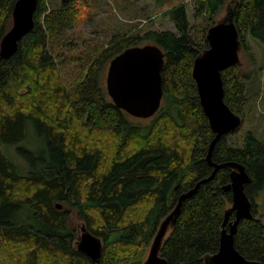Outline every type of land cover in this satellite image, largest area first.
<instances>
[{
  "label": "trees",
  "instance_id": "1",
  "mask_svg": "<svg viewBox=\"0 0 264 264\" xmlns=\"http://www.w3.org/2000/svg\"><path fill=\"white\" fill-rule=\"evenodd\" d=\"M16 0H0V40ZM164 7L169 0H154ZM230 0H193L197 30L186 2L163 14L176 31L139 27L114 34L106 44L87 41L81 27L91 0H62L49 8L37 0L34 27L16 51L0 58V145L16 146L25 167L0 149V264H94L76 249L77 224L102 240L99 264H140L159 221L178 195L212 173L206 161L214 133L193 77L195 57L208 47L207 29ZM236 24L264 42V0H240ZM150 41L161 48L163 96L149 119L118 108L104 86L109 61L125 48ZM225 101L244 120L247 81L237 65L223 71ZM31 130L42 141L26 148ZM232 134V133H231ZM230 135V134H228ZM222 137L217 162L245 165V185L256 218L242 219L235 244L264 263V140L252 131L239 144ZM23 145V146H21ZM31 148V149H29ZM230 169L183 202L165 237L164 264H205L219 249L226 210L232 205ZM61 204L60 208L56 204ZM234 219V213L228 223Z\"/></svg>",
  "mask_w": 264,
  "mask_h": 264
},
{
  "label": "water",
  "instance_id": "2",
  "mask_svg": "<svg viewBox=\"0 0 264 264\" xmlns=\"http://www.w3.org/2000/svg\"><path fill=\"white\" fill-rule=\"evenodd\" d=\"M240 0H230L224 14L206 32L208 47L194 59L192 74L197 84L198 96L214 137L206 155L207 163L213 167L212 173L199 179L187 191L181 192L173 208L161 218L151 238L146 255L140 264H164L161 255L162 243L174 226L181 212L183 202L200 187L210 181L221 168H229L230 182L223 186L231 190L232 205L226 210L219 249L205 254V264H264L249 259L236 247L235 234L242 219L256 218L253 203L247 195L245 185L251 181L246 167L241 162H217L213 151L217 142L224 136L237 132L243 124L242 116L225 101L223 71L230 66H243L240 52L243 42L236 24ZM37 0H16L11 13V24L0 40V58L10 57L17 49L19 41L34 27L33 13ZM164 53L154 43H145L125 48L108 63L105 73V88L113 103L129 115L149 118L160 107L163 96L161 70ZM57 207L61 204L57 203ZM234 213V219L228 223ZM79 235L76 249L87 256L94 264H99L102 240L78 223Z\"/></svg>",
  "mask_w": 264,
  "mask_h": 264
},
{
  "label": "rangeland",
  "instance_id": "3",
  "mask_svg": "<svg viewBox=\"0 0 264 264\" xmlns=\"http://www.w3.org/2000/svg\"><path fill=\"white\" fill-rule=\"evenodd\" d=\"M180 1L186 2L194 31H196L199 20L194 16L193 0H169L164 3V7L158 6L154 0H91L89 5L91 6L92 17L82 25L81 32L82 35H85L86 42L98 41L102 45L106 44L114 34L136 27H139L138 29H141V32L147 30H171L175 32L174 24L163 12L169 6ZM45 2L49 8H57L61 5L62 0H45ZM224 12L225 10L215 20L217 21ZM244 37L250 50L245 51L242 48L240 56L244 64L241 67L245 71L251 72L252 77L247 81L243 124L237 132L227 137V140L233 144H239L241 137L249 131L264 140V42L247 33H244ZM143 41L142 44L151 43L150 41ZM25 143L26 148H39L42 146L41 139L34 135L32 130ZM0 149L14 163L19 164V168L23 169L25 167L16 151V146L1 144ZM262 198L264 197L260 196L258 198L260 204ZM258 211V216L264 219V207H259ZM71 224L75 226L78 222L72 219Z\"/></svg>",
  "mask_w": 264,
  "mask_h": 264
},
{
  "label": "flooded vegetation",
  "instance_id": "4",
  "mask_svg": "<svg viewBox=\"0 0 264 264\" xmlns=\"http://www.w3.org/2000/svg\"><path fill=\"white\" fill-rule=\"evenodd\" d=\"M153 116V115H152ZM135 118H138V117H135ZM150 118V117H149ZM140 119H145V118H140ZM60 208V207H59ZM77 231H78V235H79V227L77 225Z\"/></svg>",
  "mask_w": 264,
  "mask_h": 264
}]
</instances>
